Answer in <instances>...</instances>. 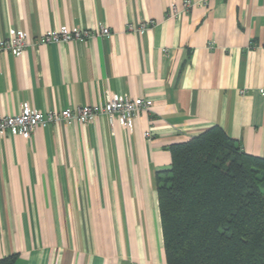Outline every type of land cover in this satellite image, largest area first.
I'll use <instances>...</instances> for the list:
<instances>
[{
  "label": "crops",
  "instance_id": "1",
  "mask_svg": "<svg viewBox=\"0 0 264 264\" xmlns=\"http://www.w3.org/2000/svg\"><path fill=\"white\" fill-rule=\"evenodd\" d=\"M184 1L0 0L2 36L111 31L0 54V114L24 103L75 111L109 95L153 102L130 131L98 116L29 140L0 134V259L169 264L157 177L171 169L170 147L220 126L264 158V0H207L174 17Z\"/></svg>",
  "mask_w": 264,
  "mask_h": 264
},
{
  "label": "trees",
  "instance_id": "2",
  "mask_svg": "<svg viewBox=\"0 0 264 264\" xmlns=\"http://www.w3.org/2000/svg\"><path fill=\"white\" fill-rule=\"evenodd\" d=\"M170 152V171L157 177L167 262L264 264V158L247 154L220 126Z\"/></svg>",
  "mask_w": 264,
  "mask_h": 264
},
{
  "label": "built area",
  "instance_id": "3",
  "mask_svg": "<svg viewBox=\"0 0 264 264\" xmlns=\"http://www.w3.org/2000/svg\"><path fill=\"white\" fill-rule=\"evenodd\" d=\"M207 5V0L200 2L185 0L181 9L177 5L173 7L172 15L177 17L180 13L188 12L194 7L205 8ZM153 24L154 22L151 21V25ZM146 26L143 25V28ZM110 35L111 31L108 27L74 29L73 31L57 29L49 31L37 39H32L26 33L13 30L10 35H0V54L5 53L19 57L27 48L39 44H64L74 40L85 42L95 36L108 37ZM261 94L264 95V90L261 91ZM152 105V100L143 97L129 99L119 95H109L103 105L79 107L75 111L68 108L64 111L49 110L42 113L34 111L28 103H24L16 115L0 114V134L29 140L37 128H45L56 122H69L72 119H76L80 124H86L98 116H106L110 125L114 126L117 122L124 129L130 131L136 115L140 111H148Z\"/></svg>",
  "mask_w": 264,
  "mask_h": 264
}]
</instances>
